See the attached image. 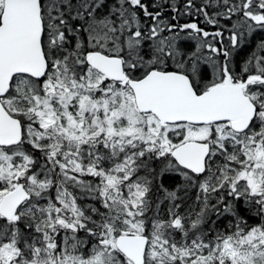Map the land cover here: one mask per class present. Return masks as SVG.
I'll return each instance as SVG.
<instances>
[{
	"label": "snow or ice",
	"instance_id": "snow-or-ice-1",
	"mask_svg": "<svg viewBox=\"0 0 264 264\" xmlns=\"http://www.w3.org/2000/svg\"><path fill=\"white\" fill-rule=\"evenodd\" d=\"M0 264H264V0H0Z\"/></svg>",
	"mask_w": 264,
	"mask_h": 264
}]
</instances>
